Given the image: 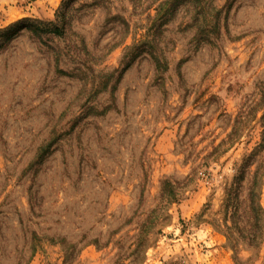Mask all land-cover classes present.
<instances>
[{"label": "rangeland", "instance_id": "rangeland-1", "mask_svg": "<svg viewBox=\"0 0 264 264\" xmlns=\"http://www.w3.org/2000/svg\"><path fill=\"white\" fill-rule=\"evenodd\" d=\"M263 88L264 0H0V264H264Z\"/></svg>", "mask_w": 264, "mask_h": 264}, {"label": "trees", "instance_id": "trees-1", "mask_svg": "<svg viewBox=\"0 0 264 264\" xmlns=\"http://www.w3.org/2000/svg\"><path fill=\"white\" fill-rule=\"evenodd\" d=\"M191 1H193V0H191ZM54 31L56 32V33H58V32H60V28H58V27H55V29H54ZM153 58H154V60H155V63H156V67H157V69H161V67H162V64H161V61L160 60H158L156 57H154L153 56ZM262 95L264 96V88H263V93H262ZM256 184V179H254V182H253V184H252V187H251V193L249 192V195H248V202L250 203V205H249V209L251 210L250 211V213L254 216V218L256 219V221H254V222H256L255 223V226H256V231H255V233L253 234V241L255 242H257L258 241V239H259V228H260V225H261V222H262V220H261V218H259V217H262V215H263V212H262V208H261V206H260V204H259V201H258V192L256 191V189H255V185ZM254 245V244H253Z\"/></svg>", "mask_w": 264, "mask_h": 264}]
</instances>
